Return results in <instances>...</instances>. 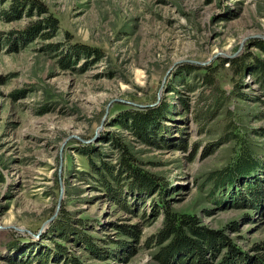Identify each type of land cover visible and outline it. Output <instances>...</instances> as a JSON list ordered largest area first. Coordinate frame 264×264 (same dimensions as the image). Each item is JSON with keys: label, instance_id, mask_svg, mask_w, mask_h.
Segmentation results:
<instances>
[{"label": "rangeland", "instance_id": "374dc122", "mask_svg": "<svg viewBox=\"0 0 264 264\" xmlns=\"http://www.w3.org/2000/svg\"><path fill=\"white\" fill-rule=\"evenodd\" d=\"M37 1L43 12L27 7L18 16L12 0H0L10 16L0 14V264H36L39 252L42 264H163L165 210L222 231L237 264H264V76L252 66L264 64L255 46L264 41V0ZM48 15L54 31H29ZM74 44L102 56L69 51ZM163 103L155 143L114 124L130 106ZM116 141L134 158L132 182ZM240 155L254 172L220 186L216 172ZM108 165L121 168L118 200L95 178L93 166L109 179ZM140 171L156 178L151 194L139 192L147 187ZM245 183L262 191L253 207L237 202L250 201ZM56 207L80 229L78 241L51 235L57 214L39 232ZM87 240L97 256L79 243ZM169 247L167 264H189L183 255L169 262L177 254ZM215 250L210 264L225 254Z\"/></svg>", "mask_w": 264, "mask_h": 264}, {"label": "trees", "instance_id": "16d2710c", "mask_svg": "<svg viewBox=\"0 0 264 264\" xmlns=\"http://www.w3.org/2000/svg\"><path fill=\"white\" fill-rule=\"evenodd\" d=\"M10 7H11L10 12L18 16H20V14L23 13V10L27 7L36 8L38 9L39 12H43L42 10H45V7H43V5L37 0H12ZM0 14L4 15V17H10V16H6L7 12H4V11L0 12ZM42 21H43V25L41 26L40 23ZM42 21H39V24H36L37 23L36 22L35 24L31 25L29 28L30 29L29 31L35 33V30L37 31V27L40 26L43 28L44 27L50 28L52 32L57 27L56 19L51 15L44 17ZM255 44H256L255 46H257L258 48H261V49L264 48L263 40H258L256 41ZM69 51L75 52V53L79 52L80 54L86 53V52H90V53L93 52V54H95L97 58L102 56L99 49L91 48L84 44H74L72 45ZM69 61H70L69 58H63L61 59V64L63 66H68L70 64ZM229 62L232 63L233 65H236V62H237V66L240 69V71L241 70L243 71L242 68L246 67V66L244 67V65L241 64V60H239V58L230 59ZM252 66L256 68L257 72H259L261 75L264 76V64L263 63H261L260 61H257V63H254V65L252 64ZM188 70L189 72L195 71L197 70V67H191ZM164 105L165 104L163 103V105L161 104L160 106L159 105L151 106V107L147 106L146 108H143V109H138V108L130 106L129 108H126L123 111H121V113L118 115L119 118L116 119L114 124L122 125L124 128L130 130V132L135 134L136 137L139 138L143 142L155 143V140L152 138V134H156L154 133L155 131H157V128L155 125L157 124L160 118H163L164 113H166V110L162 109ZM106 134L102 137V139H104V141L112 140V136H109V135L106 136ZM115 145L117 148L121 150L119 151L120 152L119 163L120 165L122 163L121 168L125 166L124 170H126L127 172L128 179L132 177V179L129 180V182H132L134 180L133 172L134 170L137 171L136 168H132L130 166L131 164L130 161H134V158L131 155H129L127 150L122 145H120L118 141L115 142ZM84 148L91 149L89 146H84ZM84 148L83 150H85ZM89 151H92V149ZM126 153L128 154L126 155ZM128 156L130 157L128 158ZM248 161L252 163V166L256 164V163H253V161L249 159V157L241 158V155H240V157L237 158V162L233 166L232 165L228 166L229 168L226 169L224 172L223 171L216 172L217 179L215 181L221 182V183L225 181L228 184H233L234 180L237 179L238 176L240 177L244 175L249 176L252 172H254L255 168H253L251 166V163H249ZM92 165H93V162L91 163V166ZM108 166H110L107 169L109 179L106 178L107 175H104L101 172L99 167L93 166L95 170H97V172L95 171L97 173V177L95 178H97L100 184L105 187V191L111 198L118 200L122 192L119 189L120 185L118 183L119 178L117 176L118 175L117 171L121 168L117 167L116 169V168H113L114 167L113 165H108ZM129 167L130 169L127 170L126 168H129ZM123 171L122 173H124ZM120 173H119V176H121ZM223 175L225 177H222ZM138 176L141 182L145 185V187L147 186L144 190H140L139 192L151 194L154 190L155 185L157 184L156 178L152 175H147L146 173L144 174L141 171ZM225 182H223L220 186H222ZM249 183H245V184H247L248 186L246 189V192L250 196L248 197L250 198V201L248 202V200L245 199V197H238V199L240 200L237 202L240 205L245 206L249 204V206L251 205V207H253V205H255L256 200L259 199L258 195L262 194V191L259 189L255 190V187L258 185L249 184ZM216 184L217 186L219 185L218 183ZM141 186L135 189L137 190L141 189ZM163 187L164 185L162 186V189L164 190ZM159 192L161 193V190H159ZM255 198L257 199L255 200ZM62 213L59 212L57 214L58 218H55L56 220L54 219L53 223H51V227H49V231L51 230V235L53 234L57 236L58 238H60L61 240L66 241V242L78 241L77 238L81 234L79 231L80 229H76L74 224L69 223L68 220L70 218V214L68 213V211L63 210ZM60 214H62L61 215L62 217H60ZM70 221H72V219ZM77 221H80V220H77ZM75 224H78V222L77 223L75 222ZM123 230L124 232L128 234L135 233L132 228L131 229L127 228ZM67 231L69 232L67 233ZM158 234H159L158 235L159 245L162 244L165 240H168L166 245L161 247L159 253L156 256L160 261L163 262V264H167V259H165L167 256L164 253V249L169 246H170L168 249L169 251L177 252L176 256L173 254L168 256L170 258L169 262L171 260L173 262L175 257L180 259L182 257L180 255H183L180 263L183 261L184 258H188L187 261L189 262V264H210L208 260L206 259L207 258L206 254L209 252H213L214 248H216V250H221V249L225 250L224 252L225 254L222 257L221 262L218 264H234V263L237 264L238 261L240 260L238 257H240L241 255L237 256L238 253H234L230 256L227 255V252L229 250V245L227 241H223V242L221 241L223 240L224 237H226L222 231H213L205 226L199 225L197 218L192 214L171 213L170 211L165 210V215L163 218L162 226L159 229ZM89 237L92 238L91 236ZM85 238H86V235H85ZM79 243H82L88 249L90 253H92L94 256H97L96 251H98V249L94 245L93 241L87 240V242L80 241ZM56 251L60 253L59 249ZM32 257H33L32 259L37 260L36 264L46 263L45 261L47 259V255L43 252L34 254ZM72 258L73 260H76L74 257ZM77 261L78 260L74 262H77ZM74 262L70 261L69 264H74ZM78 263L81 264L79 261Z\"/></svg>", "mask_w": 264, "mask_h": 264}, {"label": "water", "instance_id": "95a60500", "mask_svg": "<svg viewBox=\"0 0 264 264\" xmlns=\"http://www.w3.org/2000/svg\"><path fill=\"white\" fill-rule=\"evenodd\" d=\"M134 105H136V104H134ZM138 106H141L140 104H137ZM89 141V140H88ZM90 141H92V140H90ZM89 141V142H90ZM60 198H61V196H60ZM58 206H59V204H58ZM57 211H58V207H56V209H55V212H54V214L49 218V219H47L45 222H44V224L42 225V227H40V229H39V232H41L42 230H43V228L48 224V223H50L53 219H54V217L56 216V214H57ZM29 232V231H28ZM38 232V233H39ZM37 233V234H38Z\"/></svg>", "mask_w": 264, "mask_h": 264}]
</instances>
